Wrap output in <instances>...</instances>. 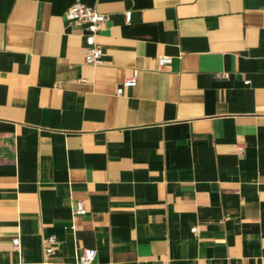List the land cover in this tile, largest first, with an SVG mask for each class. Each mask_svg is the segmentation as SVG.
I'll list each match as a JSON object with an SVG mask.
<instances>
[{
    "label": "crops",
    "instance_id": "crops-1",
    "mask_svg": "<svg viewBox=\"0 0 264 264\" xmlns=\"http://www.w3.org/2000/svg\"><path fill=\"white\" fill-rule=\"evenodd\" d=\"M73 1L0 0V264H264V0Z\"/></svg>",
    "mask_w": 264,
    "mask_h": 264
},
{
    "label": "built area",
    "instance_id": "built-area-1",
    "mask_svg": "<svg viewBox=\"0 0 264 264\" xmlns=\"http://www.w3.org/2000/svg\"><path fill=\"white\" fill-rule=\"evenodd\" d=\"M65 18L70 24L82 30L84 42V61L88 64L98 65L103 62L105 52L103 48L97 43L96 36L100 25L107 19V15L97 11L94 7L85 4L82 0H74L65 11ZM125 20L129 22L130 12H125ZM157 62L160 66L170 64L171 57L158 56ZM137 81V71L126 77L122 85L116 89L117 94H121L123 87L134 86ZM77 214H84L85 208L83 202H78L75 209ZM193 233L196 232V227L191 228ZM44 252L46 255L53 253L57 247L55 236L50 235L44 239ZM12 244L18 250L19 240L14 238ZM96 257V250L94 248H84L78 257L79 264H92Z\"/></svg>",
    "mask_w": 264,
    "mask_h": 264
}]
</instances>
